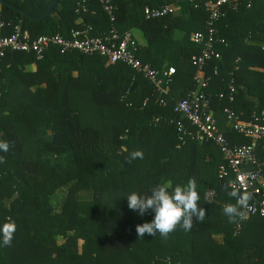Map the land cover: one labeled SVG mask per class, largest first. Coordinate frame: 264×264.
Returning <instances> with one entry per match:
<instances>
[{
    "label": "trees",
    "instance_id": "1",
    "mask_svg": "<svg viewBox=\"0 0 264 264\" xmlns=\"http://www.w3.org/2000/svg\"><path fill=\"white\" fill-rule=\"evenodd\" d=\"M6 1L32 17L53 2ZM78 1L59 0L42 22L0 7L5 21H21L31 37H67L83 24L92 27L93 35L111 29L98 0H86L88 10L80 17L74 12ZM207 1L183 0L181 15L145 20L146 5L176 0H112L114 27L123 32L129 24L143 33L140 60L158 70L159 79L175 67L168 94L162 96L165 105L157 102L161 95L147 79L121 63L56 48L41 60L32 53L6 54L0 75V141L11 148L0 152L6 161L0 164V225L10 218L17 231L11 247L0 246V264H264V218L250 217L238 228L222 214V205L235 200L227 195L226 180L218 178L224 163L218 148L212 142L181 145L178 140L176 122L183 119L173 107L195 89L190 59L200 46L190 37L204 29ZM256 3L263 4V11ZM235 19L239 30L232 28ZM217 27L225 44L216 46L220 58L205 68L210 76L218 72L206 91L214 117L218 122L225 107L235 111L236 99L244 95L239 85L259 99L245 101L240 118L249 122L264 107V47L249 43L264 40V0L228 12ZM229 83L237 90L232 104L217 96ZM224 135L231 144H250L233 131ZM136 151L143 158L130 159ZM255 155L264 172V139ZM190 178L197 182L205 221L193 218L190 232L178 228L167 239L157 233L139 240L136 226L151 222L155 213L138 216L128 209L126 196L133 191L149 195L157 185L171 191ZM207 189L216 194L211 202L204 199Z\"/></svg>",
    "mask_w": 264,
    "mask_h": 264
},
{
    "label": "built area",
    "instance_id": "2",
    "mask_svg": "<svg viewBox=\"0 0 264 264\" xmlns=\"http://www.w3.org/2000/svg\"><path fill=\"white\" fill-rule=\"evenodd\" d=\"M29 1V0H20ZM103 12L111 23V29L104 34L93 35L92 27L83 24L80 28L71 29L67 37L60 34H45L31 37L22 27L21 21H5L0 7V75L3 60L9 52H24L34 54L36 60H41L46 51L56 48L60 53L76 52L86 56H99L107 60L111 65L124 64L134 74L147 79L161 95L157 102L165 105L162 96L168 94L172 77L175 74L173 67L168 68L164 80L158 78V70L149 64L143 63L138 54L142 45L130 31L119 32L115 27V6L112 0H98ZM199 2L200 0H190ZM253 0H209L204 7L208 13L203 31L191 35L190 41L200 46V51L191 56V64L194 67L193 82L195 89L189 91L186 96L175 102L173 112L179 115L183 121L176 122L178 140L184 145L188 140L194 142H212L219 150L223 164L219 167L218 178L226 180L224 185L231 189V182L242 186V190L253 193L250 201V209L246 210V216L238 221L241 224L250 217L264 218V172L255 155V149L264 139V107L259 114L253 113L249 122L239 120L231 107H225L223 112L227 117L228 130L233 131L248 139L250 144H231L227 137L219 130L217 120L212 113L211 101L206 91L209 88L212 76L207 75L205 68L210 61L218 60L220 53L216 50L218 44H225L219 36L217 24L225 18L230 11H237L241 5L246 8L252 6ZM88 10L86 0L76 2L74 12L81 16ZM171 4L154 7L146 5L143 8L145 20H155L173 14ZM8 33V34H7ZM239 61L237 58L236 62ZM8 67V66H6ZM237 90L233 83H229L225 91L217 94L219 100H225L232 104ZM158 119H155L157 122ZM188 125V126H187ZM247 171V177L240 173ZM215 191L207 189L204 193L205 201L211 202L215 198Z\"/></svg>",
    "mask_w": 264,
    "mask_h": 264
},
{
    "label": "clouds",
    "instance_id": "3",
    "mask_svg": "<svg viewBox=\"0 0 264 264\" xmlns=\"http://www.w3.org/2000/svg\"><path fill=\"white\" fill-rule=\"evenodd\" d=\"M10 148L9 142L0 141V152L8 153ZM136 158H143V153L136 151L130 154V159ZM5 162L4 156H0V164ZM240 175L247 177L250 173L242 171ZM197 187L195 178H190L185 185H177L171 191L166 185H157L149 195H141L135 191L128 194L126 199L129 210L141 217L149 210L155 213L151 222L136 226L139 240L144 239L145 234L155 237L157 233L167 239L178 228L190 232L194 227L193 218L203 223L205 209L198 206L200 194ZM227 195L233 198L235 203L222 205V214L230 224H237L246 216V210L250 209L253 193L242 190L241 185L231 182V190L227 191ZM16 231L17 225L10 218L0 225V246L11 247Z\"/></svg>",
    "mask_w": 264,
    "mask_h": 264
},
{
    "label": "crops",
    "instance_id": "4",
    "mask_svg": "<svg viewBox=\"0 0 264 264\" xmlns=\"http://www.w3.org/2000/svg\"><path fill=\"white\" fill-rule=\"evenodd\" d=\"M182 1L183 0H176V2L174 4H171L172 7H173V10H174L173 11V14H172L173 16H179V15H181L182 9L184 7V4L182 3ZM189 2H190V0H189ZM262 5L256 3V8L258 10L260 9V11H263V6ZM131 21H133V20H128V23L130 22V24H132ZM231 25H232L233 30H235V29L236 30H239L241 28V23L238 22L237 19L232 20L231 21ZM122 27H123V25H122ZM124 27L127 28V31H130L132 33V35L137 39V41L142 46H145L146 45V41H145V38L143 36V33L138 28H135L134 26H129V24L128 25H124ZM236 35H238V34H236ZM138 37H139V39H138ZM259 39H256L255 42L249 41V43H253L255 45L259 44L260 46L264 47V40H262L261 38H259ZM180 66L183 67V68H185L184 70H189L188 65L180 64ZM170 67L175 68L174 66H169V68ZM167 70H165L162 73V75H161L162 78H160V79L164 80L165 74H166ZM238 87L243 90L244 95H243V99H240V98L236 99V104H235L236 109H235V113H236L237 117L239 118V120H242L240 118V116H243L242 114H245L244 111H243V109H246L245 101H247V102H257V101H259V99H258L257 96H252V95L248 94L247 91H246V88L244 86H239L238 85ZM179 90H182V89H179ZM211 107H212V105H211ZM212 113L215 114L214 111H213V108H212ZM227 122L228 121H227V117H226L225 113L224 112H220L218 114V122L217 123H218L219 130L223 134H225V133H227L229 131L228 130V123Z\"/></svg>",
    "mask_w": 264,
    "mask_h": 264
},
{
    "label": "water",
    "instance_id": "5",
    "mask_svg": "<svg viewBox=\"0 0 264 264\" xmlns=\"http://www.w3.org/2000/svg\"><path fill=\"white\" fill-rule=\"evenodd\" d=\"M59 0H53V2L50 4V6L48 7V9L39 17H32L31 15H29L28 13L24 12L23 10H21L18 6L14 5L13 3L7 2L6 0H0V4L8 7L9 9L19 13L20 15L27 17L35 22H42L44 21L48 16L51 15L52 10L54 9V7L56 6V4L58 3ZM220 63L217 64L218 67H220ZM133 86L131 87L130 90H132Z\"/></svg>",
    "mask_w": 264,
    "mask_h": 264
},
{
    "label": "rangeland",
    "instance_id": "6",
    "mask_svg": "<svg viewBox=\"0 0 264 264\" xmlns=\"http://www.w3.org/2000/svg\"><path fill=\"white\" fill-rule=\"evenodd\" d=\"M190 2H191V1H190ZM135 35H136V34H135ZM138 39H139V37H138ZM220 157H221V156H220ZM220 166H221V164L219 165V167H220ZM219 167H218V168H219Z\"/></svg>",
    "mask_w": 264,
    "mask_h": 264
}]
</instances>
